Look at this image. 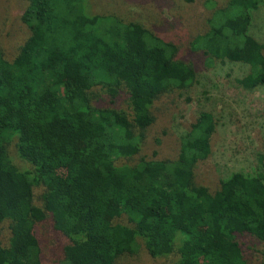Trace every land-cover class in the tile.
<instances>
[{
    "label": "trees",
    "instance_id": "1",
    "mask_svg": "<svg viewBox=\"0 0 264 264\" xmlns=\"http://www.w3.org/2000/svg\"><path fill=\"white\" fill-rule=\"evenodd\" d=\"M24 1L27 41L12 61L0 46V225L10 230L0 264H42L45 220L68 238L63 264H118L142 246L152 257L174 253V264H249L241 243L264 242L263 159L214 193L199 187L195 167L217 127L209 111L181 136L176 161L141 156L154 100L186 93L196 78L177 47L94 13L92 0ZM263 1L227 0L192 49L210 66L248 48ZM247 64L235 82L264 86V45L254 43Z\"/></svg>",
    "mask_w": 264,
    "mask_h": 264
},
{
    "label": "rangeland",
    "instance_id": "2",
    "mask_svg": "<svg viewBox=\"0 0 264 264\" xmlns=\"http://www.w3.org/2000/svg\"><path fill=\"white\" fill-rule=\"evenodd\" d=\"M24 0H0V46L5 58L14 60L29 37L21 22ZM94 13L114 15L126 23L140 24L177 47V57L193 67L195 81L186 93L171 91L154 100L155 122L148 128L142 153L146 160H177L180 138L187 133L200 111L212 112L217 121L206 159L197 163L195 179L210 193L235 174H252L259 158L264 162V86L246 90L235 81L248 74L249 49L264 45V1L253 13L251 45L230 53V60L208 66L201 51L192 49L195 38L208 29L216 10L227 7V0H92ZM83 85L84 82L79 83ZM12 164L24 170L27 162L14 149L9 150ZM37 204L39 200L36 201ZM124 217L121 221H124ZM42 264H63V249L68 238L54 229L50 220L36 227ZM10 238L9 223L0 225V245ZM241 247L249 264H264V242L244 239ZM177 256L152 257L142 246L118 264H174Z\"/></svg>",
    "mask_w": 264,
    "mask_h": 264
}]
</instances>
